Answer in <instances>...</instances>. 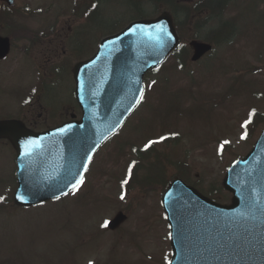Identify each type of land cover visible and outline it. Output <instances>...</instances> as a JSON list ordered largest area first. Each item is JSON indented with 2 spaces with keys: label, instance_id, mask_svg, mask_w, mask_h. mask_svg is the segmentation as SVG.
Segmentation results:
<instances>
[{
  "label": "rangeland",
  "instance_id": "374dc122",
  "mask_svg": "<svg viewBox=\"0 0 264 264\" xmlns=\"http://www.w3.org/2000/svg\"><path fill=\"white\" fill-rule=\"evenodd\" d=\"M129 2L106 0L103 13L91 15L88 24L95 25L88 28L84 54L96 48L101 35L123 27L131 19ZM253 2L262 17L256 16ZM88 5L87 0H16L10 28L15 50L0 65V118L17 114L25 98L27 104L29 98L30 103L40 99V83L52 67L71 66L75 57L70 56L65 42L87 25ZM250 6L252 12L247 16ZM148 14L146 11L136 18ZM226 18L239 28L234 44L219 47L198 64L185 60L184 69L171 58L148 76L142 106L100 151L91 172L71 198L39 209L22 211L7 205L0 210V264H169L172 254L161 205L163 188L134 184L122 190L121 186L124 180L129 183V168L135 170V147L142 149L168 133L179 135L180 142L160 150L174 162H187L191 182L200 179L206 185L218 186L230 165L250 152L264 130V125L260 126L256 138L250 141L241 138L249 111L256 109L264 114V2L239 0ZM192 27L186 31H193ZM185 38L189 42L192 35L185 34ZM22 57L28 58L32 72L25 68ZM53 75L61 79L57 90L66 100L71 99L66 71L59 69ZM55 90L48 87L43 99L57 112L60 95H54ZM14 94L19 101L12 97ZM22 112L37 119L41 114L37 102ZM14 165L13 151L0 143V183L6 185L0 187V196L4 197L0 204H6L10 193L12 200ZM169 169L171 179L177 170ZM135 172L140 180L145 176L138 168ZM119 211L128 214V221L115 233L106 231L102 225Z\"/></svg>",
  "mask_w": 264,
  "mask_h": 264
},
{
  "label": "water",
  "instance_id": "95a60500",
  "mask_svg": "<svg viewBox=\"0 0 264 264\" xmlns=\"http://www.w3.org/2000/svg\"><path fill=\"white\" fill-rule=\"evenodd\" d=\"M157 24L165 26L171 38L161 34L157 40L152 28ZM136 25L144 26L151 35L130 33ZM178 45L168 12L156 20L133 23L105 39L91 61L75 68L81 122L42 134L27 131L16 121L0 122V138L10 139L18 151L16 203L29 207L68 194L84 178L98 149L139 104L146 73L159 67ZM190 46L194 62L212 48L197 41ZM9 50V40L0 38V59ZM30 139L37 140L38 146L30 157H23L22 142ZM224 186L234 195L231 207L204 198L179 180L171 185L163 199L172 230L170 264H264V133L253 153L228 171ZM126 219L120 213L109 227L116 229Z\"/></svg>",
  "mask_w": 264,
  "mask_h": 264
},
{
  "label": "trees",
  "instance_id": "16d2710c",
  "mask_svg": "<svg viewBox=\"0 0 264 264\" xmlns=\"http://www.w3.org/2000/svg\"><path fill=\"white\" fill-rule=\"evenodd\" d=\"M205 1L208 5V8L213 13V15H215L216 17H218L220 19L222 14L224 13L223 5H224V3H226L227 0L220 1L221 4L218 6L220 11H217L216 7H214L212 5V0H205ZM152 2L156 5L157 9L161 4L167 5V8L175 14V17L179 21V23H180L179 24V30L181 32L183 31V28H182L181 22H180V17H181L182 11L184 10V12H185V10H188L189 13L196 14L198 12V6H199V4H201V2H199L193 8H186L187 5L185 3V0H152ZM222 24H224V26ZM222 24L218 28V34L219 35H224L225 33L232 35L234 33V29L231 26V24H229L228 22L222 23ZM195 36L196 37L198 36L197 32H195ZM218 37H219V39H221L222 36H218ZM220 41H217V42L220 43ZM183 49L185 52V58H187L188 51H187L186 47H184ZM153 156H154V154H149L147 156V158L153 157ZM157 161H160L159 157H157ZM159 172H160V169H156V173L158 175L160 174ZM201 191L204 192L206 195L210 196L211 198L215 199V200L223 201L226 199V196L223 195L224 193H223L221 187L215 188L213 186H209L208 189L201 190Z\"/></svg>",
  "mask_w": 264,
  "mask_h": 264
},
{
  "label": "snow or ice",
  "instance_id": "6c2138e0",
  "mask_svg": "<svg viewBox=\"0 0 264 264\" xmlns=\"http://www.w3.org/2000/svg\"><path fill=\"white\" fill-rule=\"evenodd\" d=\"M93 7H95V5H93ZM152 28L154 29L155 33H156V39L159 40L160 39V36L161 34L163 35H167L169 38H171V34L167 32L166 30V27L161 25V24H157V25H154L152 26ZM137 31H140V32H144L145 34H148V35H151V32L148 31L147 28H145L144 26L142 25H136L134 26L133 28H130L129 29V32L130 33H133L135 34ZM112 43H115V41H113ZM251 123V118H249L248 121H245V124L243 125V127H247V125ZM63 131V130H62ZM247 135V132H245L244 136H242L241 138H245ZM166 139V137H161V140H164ZM158 141H150L149 144L145 145V149H147L148 147L151 146V144H154V143H157ZM229 143L228 141H224V144H227ZM38 146V141L37 140H25L24 142H22V156L23 157H30L32 154H33V150L35 147ZM221 148H223V145H221ZM89 159H91L89 157ZM87 166L85 165V168ZM131 175V167L129 168V176ZM83 183V179L81 178V180L77 181L75 184L72 185L73 189L75 190L76 188H78L79 184ZM124 184H127L128 183V180H124L123 181ZM64 195H67V193H64ZM18 199H21L23 200L25 197L24 196H18L17 197ZM124 197L121 196V199H123ZM57 199H59V197H57ZM4 200V197L0 196V201H3ZM104 227H107V222H105L104 225H102Z\"/></svg>",
  "mask_w": 264,
  "mask_h": 264
},
{
  "label": "flooded vegetation",
  "instance_id": "af4514ba",
  "mask_svg": "<svg viewBox=\"0 0 264 264\" xmlns=\"http://www.w3.org/2000/svg\"><path fill=\"white\" fill-rule=\"evenodd\" d=\"M67 120H68L67 118L62 119V120L61 119L60 120H55L54 122H52L50 124V122H48V121H38V120H35L34 117H32V120H27L26 119V124H27V126L29 128H31V129H33L35 131H42V130H46V129H49V128L56 127V126L62 124L63 122H65Z\"/></svg>",
  "mask_w": 264,
  "mask_h": 264
}]
</instances>
